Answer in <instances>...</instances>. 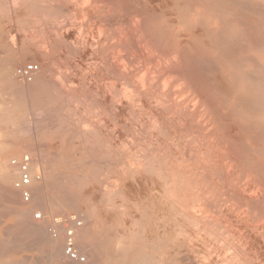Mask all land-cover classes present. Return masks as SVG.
Here are the masks:
<instances>
[{"label":"bare ground","instance_id":"bare-ground-1","mask_svg":"<svg viewBox=\"0 0 264 264\" xmlns=\"http://www.w3.org/2000/svg\"><path fill=\"white\" fill-rule=\"evenodd\" d=\"M263 3L264 0H0V79L12 81V69L20 58L13 53L14 30L11 25L5 29L6 24L15 21V25H28L48 44V57H53L62 77H56L59 88L54 77L50 84L54 87L45 80L41 88V78L33 79V99L37 102L43 95L46 98L42 109L55 111L59 102L58 108L69 114L64 100L74 95L69 70L78 65L72 62L77 57L78 61H86V66L100 68L112 77L105 86L108 94L98 95L95 90L96 95L90 98L93 110L91 127L87 128L91 131L84 125L81 130L76 128L77 140L99 145L157 143L153 150L149 149L151 153L137 156L128 152L121 163L114 156L115 162H110L112 167L107 172L102 167L100 172L94 164L87 168L78 158L72 159L74 155H66L58 171L51 167L47 174L44 172L42 185L35 184L39 181L32 184L36 185L31 187L32 196L41 212L83 208L87 218L95 214L88 185L95 184L92 191L98 194V204H106L111 223L105 226L107 222L99 216L89 229H83V225L77 229L75 242L77 249L96 264H264L254 250L256 234L251 235L249 230L240 236L238 244V222L264 232ZM73 26L79 30L89 27V36L67 33ZM30 51L27 48L21 54ZM6 99L0 95V125L20 126L25 114L18 105L9 108ZM62 117L58 121L63 133V139L58 136L61 142L73 133L74 127L70 126L69 115ZM6 143L0 147V160L5 152L20 146L15 143L8 147L11 143ZM77 165H81L80 180H76ZM12 176L8 169H0V199L9 203L17 201L10 186ZM61 177L63 182L58 180ZM111 177L118 181L114 185L111 182L112 187L108 182ZM124 179L132 182L128 180L129 185L127 181L128 188ZM83 183L88 185L89 194H80ZM116 194L123 198L117 201ZM14 213L17 229L44 246L49 263L63 264V230L58 229V236L50 239L46 226L29 220L28 209L17 208ZM124 213L131 218L126 223L137 214L142 220L141 232L136 230L139 224L134 220L136 229L121 225ZM17 237L20 238L18 235L12 239ZM3 240L0 243L8 238ZM22 240L24 237L16 240L20 248ZM9 245L7 248L5 243L0 248L9 249Z\"/></svg>","mask_w":264,"mask_h":264},{"label":"rangeland","instance_id":"rangeland-1","mask_svg":"<svg viewBox=\"0 0 264 264\" xmlns=\"http://www.w3.org/2000/svg\"><path fill=\"white\" fill-rule=\"evenodd\" d=\"M263 6H264V3H263ZM19 9L21 8V7H18ZM22 9V8H21ZM10 25H11V29L12 30H14V31H12V34H14V54L15 55H17V56H19L20 58H19V62L17 63V64H15L14 65V68L12 69V73H13V78L15 79H13L12 78V81H11V79L9 80V82L8 81H3L2 79H0V95H1V97H4V99H8V101H7V103H8V107L9 108H11V106H12V108L14 107V105H18V107L20 108V110L22 111V113L23 114H25V115H23L24 116V121H22V122H25V123H20V126H19V123H16V126L17 127H15V126H13L11 123H7V124H3V125H0V147L2 148L3 147V145L2 144H5L6 142V146H7V144H9V142L11 143L8 147H11L12 145H14L15 143H17V144H19L20 146H19V149L18 150H16V151H8V152H5V154H4V158L2 159V160H0V169H8L9 170V172H11L12 173V179H11V181H10V183H11V188H12V190H14V192H16V197H17V201L15 202V203H9V202H7V201H4V200H2V198L0 199V241H1V239H2V241L4 242V240L3 239H5V240H7V238H8V240L7 241H5V243H6V247L8 248V245L10 244L11 246H12V244L11 243H13L12 241L14 240V238L12 239V237H15L16 238V236H18L19 235V239H18V237H17V239H15L14 241V243H13V246L11 247L10 245V248L9 249H11V250H9V249H5V248H0V252H2L1 254H2V257L0 258V259H2V261L1 262H3V263H1L0 262V264H20V262L22 263V264H41V262H42V264L43 263H45L46 261V263L45 264H50L49 262L50 261H48L49 259L47 258V255L45 254L47 251H46V249L44 248V246L41 244V243H38L37 241H35V242H33L34 241V239L33 238H29L30 236L29 235H27L26 233L24 234V232L22 233V231L20 232L18 229H17V227H16V225H17V219H16V216H15V213H14V210L15 209H17V208H19V209H28V218H29V220L30 221H32V222H34V223H37V224H40V225H42V226H46L47 227V224H46V221H40V220H35L34 218H33V212L34 211H40V209H38V207L35 205V202H34V199H33V196H32V188H31V199H30V201L28 202V203H24L22 200H21V197H20V195H19V192L17 191V190H15V188H14V186H13V182H14V180L16 179V177H17V173H16V171H14L10 166H9V160L11 159V158H15V157H19L20 155H22L23 153H30V154H32L35 158H36V160H37V163H38V165H39V167H40V170H41V172H42V177H41V181H39L38 183H35V184H37V186H39V185H42L43 183H44V179L46 178V176H45V173L47 174V172H48V170H50V168L51 167H54L55 169H57V171H58V169H59V167H60V162H62L63 160H62V157H63V159L64 160H66V158H67V156L68 157H70V158H72L73 156L72 155H74V158H72V159H74V160H77V159H75V157L76 158H78V161H81L82 162V164H84V166H85V164H86V166L85 167H87V165H88V167L87 168H89V167H93L92 165L94 164V167H96L97 168V170H99L101 167V169H102V171L104 170V168H105V172H107L106 171V169L109 171L110 170V168L112 167V163L113 162H115V157H116V160L117 161H119L120 163H121V161L123 160V158L125 157V156H127L128 154V152H129V154H134V155H136L137 154V156H141V155H143V154H145V153H151V152H149V149H150V151L151 150H153L155 147H156V145H157V143H154V144H152V143H127V144H125L124 143V145H123V143H101V145H99L100 143H90V144H88V143H82V141H78L77 140V138L75 137V132H78V130H81V128H82V126L84 125L86 128L88 127H91L90 126V124H91V122H90V118H91V112H92V110H93V105H92V101H91V97H92V95H96V94H98V95H101V94H103V93H105V94H108L109 93V90L105 87V86H107V83H108V81H109V78H112V77H110V76H108L107 75V73H102L103 71L99 68V69H96L95 67H93V66H86V64H85V62L86 61H78V59L79 58H77V57H74L73 59H72V62H76V63H78V65L77 66H73L69 71V77H70V80H71V86H72V88H75L74 90H73V92H74V95H73V98H72V96H71V98L70 97H68L67 99H66V101L64 100V103L66 102V103H68V105H69V114H66L67 112L65 111V113H64V111H63V108L62 109H60V108H58V106H60L58 103L59 102H57L55 105V111L54 110H50V111H48L46 108V110L48 111H44L41 107L43 106V107H46V105H44V103H43V100L44 99H46V98H44L45 96L43 95V98H41L42 100H40V101H35V99H33L34 97H35V92H36V90H34L35 92H33V84H35V82L36 81H38L37 80V78L38 79H40V81H39V86H41V85H43L44 83H45V85H46V83L50 80V83H47V84H52L53 82L55 83V86L56 85H58V88L60 87L59 86V82H58V79L59 78H62L61 77V75H60V71H58V68H57V65H56V63H54L55 61H54V59H53V57H51V55H50V57H48L49 55V52L50 51H48L49 50V46H48V44L47 43H44L45 41L44 40H42L43 38L41 37V35L39 36V35H35L34 33H33V31L32 30H30V28H27V27H29L28 25L27 26H21V25H19L18 23H16V25H15V21H11L10 22V24H6V26H5V29H7V28H9L10 27ZM12 25H13V27H12ZM8 26V27H7ZM16 27V28H15ZM25 27H26V29H25ZM18 28V29H17ZM20 28V29H19ZM17 29V30H16ZM22 29V30H21ZM28 30H30V31H28ZM75 30H76V32H75ZM23 31V32H22ZM63 31H64V29H63ZM86 31H87V33H86ZM19 32V33H18ZM26 32V33H25ZM70 32V33H69ZM25 33V34H24ZM67 33H69V34H74V35H79V37H81V38H87L88 36H89V34H90V30H89V27H87V26H85V27H83V28H81L80 30H79V28L77 27V26H73V27H70L69 29H68V31H67ZM28 34V35H27ZM22 36V37H21ZM24 36H28L27 38L26 37H24ZM33 36V37H32ZM20 38V39H19ZM31 38H34L35 40H33V39H31ZM31 39V40H30ZM21 40H22V42H21ZM30 40V41H29ZM24 41L26 42V44L24 43ZM35 41V42H34ZM21 42V43H20ZM33 42V43H32ZM23 43V44H22ZM29 43V44H28ZM32 44V45H31ZM31 45V46H30ZM24 46V47H23ZM29 46V47H28ZM37 47V48H36ZM39 47V48H38ZM25 48V49H24ZM27 48H30L31 49V53L30 52H27L24 56H23V54H21V53H23L24 52V50H26ZM40 48H41V50H40ZM23 49V50H22ZM39 49V50H38ZM20 50V51H19ZM37 51V52H36ZM16 52V53H15ZM3 53V52H2ZM5 54H6V52H5ZM5 54L3 55V54H1V56L3 55V56H5ZM35 54V55H34ZM22 56H23V58H22ZM41 56V57H40ZM50 58V59H49ZM51 59L53 60V62L51 61ZM23 62H22V61ZM87 61H89V60H87ZM26 64V63H34V64H36L37 65V67H38V69H37V71L34 73V75L32 76V79L30 80V81H23V80H21L17 75H16V69L19 67V66H21V65H23V64ZM80 63V64H79ZM44 65V66H43ZM43 66V67H42ZM41 67V68H40ZM77 67V68H76ZM81 67V68H80ZM43 68H44V70H43ZM46 68V69H45ZM47 69H48V71H47ZM39 70V71H38ZM72 70V71H71ZM50 71H51V73H50ZM73 71H75V72H73ZM96 71V72H95ZM38 73V74H37ZM100 73V74H99ZM102 73V74H101ZM104 75V76H103ZM43 76H45V77H43ZM107 76V77H106ZM42 77H43V79H42ZM53 77H54V79H53ZM56 77H58V79H56ZM97 77V78H96ZM54 80H52V79ZM36 80V81H34V80ZM48 79V80H47ZM104 79V80H103ZM33 80V81H32ZM47 82H46V81ZM51 80L53 81V82H51ZM55 80H57V81H55ZM73 80V81H72ZM45 81V82H44ZM8 82V83H7ZM28 82V83H27ZM41 82H42V84H41ZM44 82V83H43ZM2 83V84H1ZM14 85H13V84ZM16 83V84H15ZM24 83V84H23ZM33 83V84H32ZM12 84V85H11ZM21 84V85H20ZM117 84V83H116ZM6 87H5V86ZM20 85V86H19ZM30 85H31V88H30ZM54 85V84H53ZM53 85H50V86H52V87H54ZM8 86H9V88L10 89H8ZM13 88V86H14V88L12 89L11 87ZM16 86L18 87V89L16 88ZM22 86V87H21ZM76 86V87H75ZM43 86H41V88H42ZM83 87V88H82ZM85 87V88H84ZM21 88V89H20ZM78 88V89H77ZM103 88V89H102ZM6 89V90H5ZM17 91H16V90ZM23 89V90H22ZM25 89V90H24ZM55 88H53V90H54ZM82 89V91H80V90ZM20 90V91H19ZM42 90V89H41ZM89 90V91H88ZM95 90H96V92H95ZM8 91H12L11 93L10 92H8ZM77 91V92H76ZM103 91V92H102ZM2 92V93H1ZM18 94H17V93ZM34 94H33V93ZM42 91H40V92H38V94L40 95V93H41ZM8 93V94H7ZM15 93V94H14ZM24 93V94H23ZM54 93H56L57 94V91L55 90L54 91ZM94 93V94H93ZM96 93V94H95ZM30 94V95H29ZM85 94V95H84ZM6 95H8L7 97H6ZM29 96H31V97H29ZM41 96V95H40ZM86 96V97H85ZM12 99V101H11V99ZM15 98V99H14ZM83 98V99H82ZM84 98H85V100H84ZM87 98V99H86ZM6 99V100H7ZM9 99H10V101H9ZM73 99V100H72ZM70 100V101H69ZM17 101V102H16ZM46 101V100H45ZM11 102V103H10ZM32 102V103H31ZM39 102V103H38ZM42 102V103H41ZM89 102H91V103H89ZM16 103V104H15ZM19 103H21V104H19ZM41 103V104H40ZM39 104V105H38ZM58 104V105H57ZM83 104V105H82ZM91 104V105H90ZM35 105V106H34ZM22 106H24V107H22ZM31 106H33V107H31ZM36 106H37V108H36ZM17 107V108H18ZM35 108V109H34ZM76 108V109H75ZM41 109H42V113H39V112H41ZM27 110V111H26ZM56 111H57V113H56ZM74 112V113H73ZM34 113H37V114H35L34 115ZM56 113V114H55ZM83 113V114H82ZM33 114V115H32ZM39 114V115H38ZM74 114L76 115L75 117H74ZM66 115H67V117H68V115H69V117H68V119H70L69 120V123H70V126H74L73 128H72V130H73V133L71 134H69V136H68V138L64 141H62V142H64V143H62L60 140H62L63 139V137H62V135H63V133L61 132V130L60 129H58L59 128V125H58V121H59V116H64V117H66ZM84 115V116H83ZM39 116V117H38ZM28 117V118H27ZM34 117V118H33ZM44 117V118H43ZM64 117H62V118H64ZM89 117V118H88ZM35 119V120H34ZM39 119V120H38ZM57 120V121H56ZM30 121V122H29ZM72 121V122H71ZM78 121H79V123H78ZM42 122V123H41ZM43 122H45V124L43 123ZM51 123V124H50ZM60 123V122H59ZM89 124V125H88ZM15 125V124H14ZM28 125V126H27ZM52 125V126H51ZM87 125V126H86ZM49 126V127H48ZM56 126H58V127H56ZM5 127V128H4ZM18 128V129H17ZM37 128V129H36ZM52 128H53V130H52ZM78 130H77V129ZM87 128V129H88ZM20 129V130H19ZM83 129V128H82ZM8 130H10V131H8ZM14 130V131H13ZM23 130V131H22ZM88 131H91L90 129H88ZM4 132H7V133H4ZM8 132H10V133H8ZM49 133V135H48V133ZM52 132V133H51ZM47 133V134H46ZM58 133V134H57ZM90 133V132H89ZM92 133V132H91ZM3 134H7V135H4L3 136ZM10 134V135H9ZM50 134H52V135H50ZM54 134V135H53ZM61 135V136H60ZM6 136V137H5ZM15 136V137H14ZM23 136V137H22ZM51 136L53 137V138H51ZM60 138H62V139H59V137ZM74 136V138L73 139H71L72 137ZM90 136V137H89ZM3 137V138H2ZM10 137H12V138H10ZM18 137V139H16ZM21 137V138H20ZM41 137V138H40ZM58 139H57V138ZM88 137H89V139H90V141H92L93 139H92V135H88ZM8 138H10V139H8ZM15 138V139H14ZM71 140H70V139ZM76 138V139H75ZM13 139V140H12ZM46 139V140H45ZM54 139V140H53ZM75 139V140H74ZM6 140V141H5ZM11 140V141H10ZM53 140V141H52ZM58 140V141H57ZM46 141V142H45ZM69 141V142H68ZM4 142V143H3ZM45 142V143H44ZM53 142V143H52ZM76 142H77V144H76ZM55 143V144H54ZM74 144V145H73ZM76 144V145H75ZM81 144H83V145H81ZM85 144V145H84ZM119 144V145H118ZM149 144H151V145H149ZM87 145V146H86ZM97 145V146H96ZM106 145V146H105ZM145 145V146H144ZM73 146V147H72ZM100 146V147H99ZM151 146V147H150ZM66 147V148H65ZM68 147V148H67ZM99 147V148H98ZM108 147V148H107ZM146 147V148H145ZM152 147H154L153 149H152ZM4 148V147H3ZM52 148V149H51ZM57 148V149H56ZM60 148V149H59ZM113 148V149H112ZM115 148V149H114ZM51 149V150H50ZM70 149H72V151L70 150ZM74 149V150H73ZM96 149H99V150H96ZM108 149V150H107ZM32 150V151H31ZM42 150V151H41ZM56 150H57V154L55 153L56 152ZM60 150V151H59ZM67 150V151H66ZM94 150V151H93ZM109 150H111V152L109 151ZM136 150V151H135ZM142 152H141V151ZM59 151V152H58ZM83 151V152H82ZM98 151V152H97ZM108 151H109V153H108ZM112 151H114V152H112ZM48 152V153H47ZM49 152H51V153H49ZM53 152V153H52ZM65 152H67V154H65ZM103 153L101 156H100V153ZM134 152H136V153H134ZM141 152V153H140ZM46 153V154H45ZM59 153V154H58ZM94 153L96 154V156L94 155ZM105 153V154H104ZM108 153V154H107ZM77 154V155H76ZM86 154V155H85ZM114 154V155H113ZM139 154V155H138ZM41 155V156H40ZM48 155V156H47ZM59 155H61V156H59ZM67 155V156H66ZM79 155V156H78ZM104 155V158L102 157ZM107 156V158H106V156ZM52 156H54V157H52ZM72 156V157H71ZM115 156V157H114ZM121 156V157H120ZM98 157H100V158H103V159H105V160H102V161H100V162H98V160H96V159H100V158H98ZM109 157H110V159H109ZM113 157V158H112ZM121 159H120V158ZM51 158H53V159H51ZM50 159V160H49ZM79 159H81V160H79ZM85 161H84V160ZM88 159V160H87ZM114 160V161H112V160ZM54 160V161H53ZM107 160H109V161H107ZM116 161V162H117ZM3 162V163H2ZM77 162V161H76ZM93 162V163H92ZM96 162H98V163H96ZM110 162H112V163H110ZM91 163V164H90ZM101 164V166H100V164ZM103 163V164H102ZM109 163V164H108ZM59 164V166H57ZM90 164V165H89ZM96 164H99L98 166L96 165ZM80 168H79V167ZM105 166V167H104ZM107 166V167H106ZM62 168V167H61ZM48 169V170H47ZM75 169H76V180H80V177H82V173L80 172V169H81V165H77L76 167H75ZM11 170V171H10ZM13 170V171H12ZM47 170V171H46ZM100 172H102L101 170H99ZM103 171V172H104ZM14 172V173H13ZM45 172V173H44ZM79 176V177H78ZM45 177V178H44ZM77 177H78V179H77ZM103 179V178H102ZM130 180H131V178H129ZM129 179H124L123 180V182L125 181L126 183V188H128V186L129 185H131V181L129 180ZM58 180L59 181H62L63 180V178L61 177V178H58ZM104 180V179H103ZM131 182V183H129V181ZM127 181H128V183H129V185L127 184ZM63 182V181H62ZM104 182H105V180H104ZM108 182H109V184H110V186L112 187V185H111V182H112V184L114 185V182H116L117 184H118V181L116 180V179H114L113 177H111V178H109L108 179ZM9 183V184H10ZM85 183H88V182H85ZM90 184H92V183H89L88 185H89V188H90V191H91V193H90V191H89V188H88V185H86V184H82L81 185V189H79V191L81 192L80 194H89L90 193V195L92 196V197H94V199H92V202L94 203H92V205H90L91 206V209H94V207H95V211L93 210V212L95 213L93 216H89L88 218L87 217H85V212H83V211H81L83 208H81L80 210H75V209H73V211H72V208H70V210L68 209V210H66L67 212H76V213H78L80 216H81V219H82V221H83V229H84V227H85V229L87 228V229H89L90 228V226H92L93 225V223H94V221H95V219L96 220H99V218L101 217L102 219L104 218V222H107V224L105 223V226L107 225H110V217H109V215L107 214L106 215V208L107 207H105L106 206V204H103V203H99L98 204V197H97V195L98 194H96V192L94 193V191H92V188H94L95 189V187H94V185L92 184V186L90 185ZM85 185V186H84ZM34 186H36V185H34ZM34 186H32L33 188H34ZM84 187V188H83ZM86 187V188H85ZM85 190L88 192V193H86L85 192ZM83 191V192H82ZM117 196H116V199H117V201H119L120 200V198H123V196H121L120 194H116ZM123 195V194H122ZM97 198V199H96ZM96 199V200H95ZM94 200V201H93ZM95 202H96V204H95ZM125 202V201H124ZM128 201H126L125 202V204H127V205H129L128 203H127ZM120 203V202H119ZM33 205V206H32ZM99 205V206H98ZM103 205V206H102ZM30 206H32V207H30ZM94 206V207H93ZM13 208V209H12ZM98 208V209H97ZM101 210H100V209ZM13 210V211H12ZM66 211H64V212H62L60 209H58V210H46V211H42L43 213H45V214H50V215H57V214H60V213H67ZM99 212V213H98ZM97 215V216H96ZM122 216H121V218H120V223H121V225L123 226V223H124V226L125 227H127L126 225H128V227H132V226H135V223L136 224H141V222H142V220H140V218L137 216V214H135L134 215V217L136 218H133L131 221L129 220V222H127L126 223V219H131V218H129V215L127 214V213H124V214H121ZM125 215V216H124ZM127 215V216H126ZM94 216H95V218H94ZM100 216V217H99ZM98 217V218H97ZM85 218V219H84ZM123 218V219H122ZM16 219V220H15ZM92 219V220H91ZM125 219V220H124ZM86 220V221H85ZM136 221L135 223H134V221ZM93 221V222H92ZM128 221V220H127ZM139 221H140V223H139ZM133 222V225H131L130 223H132ZM109 223V224H108ZM14 224V225H13ZM16 224V225H15ZM139 225H136L137 226V228L138 229H136V226L134 227L136 230H138V231H140L141 232V228H142V226L140 225V227H139ZM240 225H242V223H239L238 222V229H239V227H240V229L238 230V232H239V234H238V244L240 243V239H242V238H240V236H242V235H244L246 232H249V230H250V234L251 235H255L254 237L257 239V243H258V240H259V245L257 246V243L254 245V250L256 251L255 253L257 254V257H258V260H260V261H264V232H259L258 230L259 229H255V228H253V227H250V226H247L246 228L244 227V226H240ZM89 226V227H88ZM244 227V228H243ZM133 228V227H132ZM133 228V229H134ZM248 228H251V229H248ZM12 231H11V230ZM140 229V230H139ZM255 229V230H254ZM20 232H18V231ZM243 231H245V232H243ZM254 233H253V232ZM46 232V234H47V230L45 231ZM14 233V234H13ZM93 234H94V232H92ZM259 233V234H258ZM13 234V235H12ZM18 234V235H17ZM22 234V235H21ZM24 234V235H23ZM258 235V236H257ZM6 236H7V238H6ZM9 236H10V238L12 239L11 240V243H10V238H9ZM24 237V239L25 240H22L23 242H21V244H23V246H22V248H20V246H17L16 244H20V242H17L16 240H20L21 241V239ZM47 236H48V238H50L51 239V237H50V235L49 234H47ZM92 236H94V235H92ZM31 240V241H30ZM261 240V241H260ZM1 241V242H2ZM28 241H30V242H28ZM26 242H27V244H26ZM5 243H0V245H5ZM25 243V244H24ZM35 243V244H34ZM17 246H15V245ZM28 244H31V245H28ZM25 245H27L25 248H23ZM32 245H33V248H32ZM16 247V249H15V247ZM257 246V247H256ZM14 247V248H13ZM31 248V249H30ZM256 248H257V250H256ZM3 249H5V250H3ZM15 250L14 252H13V250ZM9 250V252H7V251ZM78 250L82 253L83 252V250H81V249H79L78 248ZM261 250V251H260ZM5 251V252H4ZM11 251V252H10ZM259 251V252H258ZM4 252V253H3ZM13 252V253H12ZM8 253V255H6V254ZM84 253V252H83ZM4 254V255H3ZM10 254V255H9ZM37 255V256H36ZM39 255V256H38ZM46 255V256H45ZM4 256V257H3ZM9 256V257H8ZM27 256V257H26ZM29 256V257H28ZM7 257V259H5ZM24 257H25V259H24ZM46 259V260H45ZM5 262H4V261ZM22 260H24V261H22ZM37 260H39V261H37ZM8 261V262H7ZM62 263L63 264H71L70 262H72V261H68L67 260V258H65V256H63V258H62ZM35 262V263H34ZM37 262V263H36ZM65 262V263H64ZM52 264H56V263H53V262H51ZM73 264V263H72ZM76 264V263H75ZM77 264H96L95 262H94V260H92L91 258H89V257H87L86 256V261L85 262H83V263H77Z\"/></svg>","mask_w":264,"mask_h":264},{"label":"built area","instance_id":"built-area-1","mask_svg":"<svg viewBox=\"0 0 264 264\" xmlns=\"http://www.w3.org/2000/svg\"><path fill=\"white\" fill-rule=\"evenodd\" d=\"M38 67L34 63H26L16 69V75L23 81H30ZM9 166L16 171L17 177L13 182L19 192L21 200L28 203L31 199V187L34 182L41 180L42 172L36 158L30 153H23L19 157L11 158ZM35 220H45L47 232L52 238L58 236V229L64 232L63 253L68 260L83 263L86 256L78 251L75 242V233L83 225L81 216L76 212L48 215L41 211H34Z\"/></svg>","mask_w":264,"mask_h":264}]
</instances>
